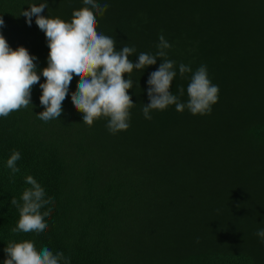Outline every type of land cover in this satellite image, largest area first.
<instances>
[{
  "label": "trees",
  "instance_id": "trees-1",
  "mask_svg": "<svg viewBox=\"0 0 264 264\" xmlns=\"http://www.w3.org/2000/svg\"><path fill=\"white\" fill-rule=\"evenodd\" d=\"M97 31L138 54H155L159 36L171 44V85L179 96L192 73L206 65L219 86L209 114L175 105L153 110L147 80L162 62L134 69L128 90L135 105L130 127L112 134L107 120L83 122L72 103L73 78L60 118H38L42 89L32 88L26 109L0 117V264L11 240H31L70 257V264H264V0H98ZM31 3H48L43 15L70 21L83 0H0V32L15 49L24 46L47 66L45 33L20 14ZM128 75L125 74V79ZM13 150L20 171L6 167ZM32 175L45 189L51 215L43 234L14 233L16 206Z\"/></svg>",
  "mask_w": 264,
  "mask_h": 264
},
{
  "label": "clouds",
  "instance_id": "clouds-1",
  "mask_svg": "<svg viewBox=\"0 0 264 264\" xmlns=\"http://www.w3.org/2000/svg\"><path fill=\"white\" fill-rule=\"evenodd\" d=\"M83 5L73 11L70 21L43 15L48 3H31L27 9H22L20 14L29 26L35 16V22L45 33L48 43L47 66L40 70L45 78L43 83L35 63L38 58L24 46L13 49L0 32V117L32 105V88L39 84L42 89L40 104L44 110L38 113V118L44 122L60 118L75 77L79 83L77 91L71 93V99L83 114V122L92 126L95 120L105 118L110 133L126 131L130 127V109L135 105L128 92L134 86L129 74L134 69L143 70L155 65L157 58L162 62L147 80L149 103L142 107L145 119H152L150 113L153 110L162 111L172 105L178 112L187 109L193 115L211 112L219 99V86L212 83L206 65H201L195 72L188 65H179L181 77L192 73L186 89L188 99L182 102L180 96L185 94V88H178L179 96L170 90L177 73L175 61L167 59L166 50L171 44L163 35L159 36L155 54L141 52L134 63L129 59L136 53L134 47L125 44L117 50L112 36L97 31V15L102 16L108 4L83 0ZM3 25L4 20L0 17V27ZM20 159V152L13 150L6 160V167L13 175L20 171L17 166ZM25 183L30 187L23 190L20 200L11 199V204L19 212L17 225L12 231L43 234L48 228L45 218L52 211L48 206L54 201L46 197L45 189L32 175L25 177ZM256 235L264 242V228L259 229ZM4 251L6 259L3 264H70V257H65L63 252L54 253L48 247L38 250L31 240H11Z\"/></svg>",
  "mask_w": 264,
  "mask_h": 264
}]
</instances>
